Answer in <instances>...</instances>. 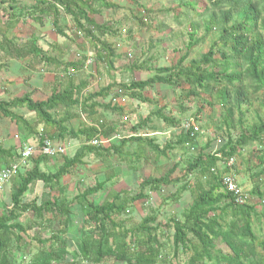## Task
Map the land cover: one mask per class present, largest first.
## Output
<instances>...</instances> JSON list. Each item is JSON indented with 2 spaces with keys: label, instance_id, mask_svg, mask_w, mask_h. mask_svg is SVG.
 <instances>
[{
  "label": "trees",
  "instance_id": "trees-1",
  "mask_svg": "<svg viewBox=\"0 0 264 264\" xmlns=\"http://www.w3.org/2000/svg\"><path fill=\"white\" fill-rule=\"evenodd\" d=\"M133 2L144 12L141 17L132 12L141 29L148 24L154 11L143 6L139 0ZM179 6V11L167 9L161 12L170 13L179 26L188 24L195 16L208 15V19L204 23L205 34L199 39L196 37L198 27L192 26L188 35L190 42L177 64L169 68H155L148 79L130 83L112 81L95 87V77L88 73V61L94 62L98 70L103 64L113 70L121 56L107 39L108 36L118 35V28L110 21L100 23L96 20V16L105 10L118 8L116 3L109 0H34L32 4L25 5L19 0H0V56L4 54L0 62L6 57L23 61L27 66L40 63L46 66L48 72L54 73L47 99L35 100L34 91H27L12 99H1L0 119L15 122L26 139L37 138L39 146L45 138L51 139L55 146H59L56 143L63 145L65 142L77 145L72 156L62 154L64 162L58 169L50 166L49 157L42 154L31 156L19 167L16 176L20 177L21 182L14 185L9 208L0 215V264H18L11 258L10 247L13 242L23 241L21 234H26L27 228L21 217L27 212L41 221H48L51 227V236L38 239L39 250L32 255L28 264H80L82 261L91 264H109V261L182 264L173 262L162 253L160 237L163 224L158 223L157 213H152L132 228H127L125 221L119 219L127 213L131 204L148 198L146 188L159 192L164 187L176 185L180 187L171 195L174 203H178L188 190L193 194V200L181 219L171 218L164 227L174 229L172 246L176 255L192 253L184 264H208L207 261L213 259L211 264H220L221 260L228 264H264V239L260 240L254 231L255 222L258 223L260 217L264 218V212H259L253 201L242 205L236 203L233 194L223 185L224 175L231 172L230 168L226 167L223 172L218 169L222 158L233 159L252 143H263V119L249 128L241 126L240 134L222 142L219 151H200L189 161L181 177L174 176L175 165L160 176L138 177L139 190L135 195L127 190H112L102 203H96L91 197L105 188L112 180L110 177L85 188L74 199L84 212V227L77 239V248L71 251L67 243L73 223V203L62 196L66 190L62 179L71 174L74 168L86 164V158L91 154L99 159L116 154L123 161L129 160L130 156L125 154L124 149L130 144L137 143L140 149L154 152L157 159H168L167 152L171 145L162 143L154 135L142 136L141 131L148 129L155 115L170 128L180 126L175 117L157 111L132 125L129 129L133 134L131 137L106 147L103 142L110 139L116 129L112 123L94 117L98 109L123 112V107L111 105L112 100L128 96L148 102L150 99L145 95V90L163 84L175 91L187 86L186 99L200 97L202 93L215 95L222 107L228 105L235 91V97L239 100L237 110L241 112L240 96L244 91L264 90V37L260 33H264V0H206L203 12L204 4L198 0H180ZM235 14L238 21L230 24ZM47 17L52 19L58 35L73 42L72 36L83 37L92 50H85L78 59L68 61L51 55L40 45L37 37L21 43L14 38L9 39L8 32L25 24L27 18L44 24ZM216 28L221 35L222 45L214 43L201 59H192L184 65L187 57L194 53V47ZM229 41L230 51L225 49ZM219 53L221 56L216 57ZM133 68L141 69L142 66ZM83 113L91 118L90 123L72 126L73 121L80 119ZM183 135L186 143L190 144L198 133L190 127ZM23 147V142L10 147L0 143V160L6 163V167L0 171L21 163ZM258 154L259 164L256 167L262 170L253 174L256 186L251 194L259 196L264 203V188L261 189L260 180L264 175V150H259ZM136 156L137 162L140 161L142 155L137 153ZM148 159L145 158L146 161ZM133 171L136 174L137 167ZM191 172L197 175L193 186L185 182ZM33 186L42 188L43 193L28 200L27 194H30ZM56 189L58 195H51ZM218 243L225 244L231 251L224 253L217 248ZM214 254L216 258H212Z\"/></svg>",
  "mask_w": 264,
  "mask_h": 264
},
{
  "label": "rangeland",
  "instance_id": "rangeland-1",
  "mask_svg": "<svg viewBox=\"0 0 264 264\" xmlns=\"http://www.w3.org/2000/svg\"><path fill=\"white\" fill-rule=\"evenodd\" d=\"M19 1L22 4L27 5L28 3L29 5L34 0ZM109 1L116 3L118 8L105 10L102 14L96 16V20L100 23L110 21L118 28L120 33L113 37L108 36L107 39L110 43L114 44L117 54L121 56L120 59L116 60L113 70L105 64L100 66L98 70L94 62L88 61V73L95 77V87L99 86V84L107 85L112 81L130 83L133 80L148 79L153 75L155 68H169L177 64L186 52L187 43L190 42L188 35L192 31L193 25L198 27L196 34L198 39L205 34L204 23L207 21L208 15L203 17L195 16L188 24L179 26L170 13H163L167 9L179 11L180 0H139L143 6L154 11L148 19V24L143 25L141 29L136 24L133 18L134 13L132 12H135L139 17L143 16L144 12L141 8L136 7L133 0ZM198 2L204 4L201 9V12H203L206 0H198ZM237 21L238 16L235 14L230 24ZM260 33L264 37V33ZM8 37L9 39L14 38L16 42L20 43L31 37H37L40 45L44 46L51 55L68 61L78 59L81 52L85 50L88 52L92 50L89 43L83 37L74 35L72 36L74 38L73 42L66 37L58 35L50 17L45 19L44 24H40L32 18H27L25 24H21L16 29L9 31ZM214 43L218 46L222 45L221 35L217 28L212 30L201 44L194 47V53H191L183 64H189L192 59H201ZM225 49L231 50L230 41ZM220 56L221 54L219 53L216 57ZM36 66L39 72L46 70L42 69L43 65L40 63H37ZM134 66H142V68H133ZM18 68L19 66L17 65L15 70ZM187 90V86L184 89L177 88L175 91L163 84H156L154 88L145 90V95L150 99L148 102H140L128 96H122L116 100H112L111 105L117 104L123 107V112H120L118 109L112 111L97 110L98 114L94 117H99L108 124L112 123L116 129L111 138L103 142V145L106 147L114 142L119 143L123 138L131 137L133 134L129 130L130 127L140 122L147 115L157 111L169 117H175L180 122V126L170 128L165 121L155 115L152 117V122L148 125V129L141 131L142 136L154 135L162 143L167 142L171 145L172 148L167 152L168 159H157L154 152L148 149H140L137 143L130 144L124 149L125 154L130 156L129 160L123 161L116 154L107 155L106 159H99L91 154L86 158V164L74 168L71 174L66 175L62 179V185L66 188L62 196L73 203V223L67 235V243L71 251L77 248V239L84 227V212L74 199L85 188L95 186L97 181L110 177L112 180L105 185V188L91 197L96 203H102L107 194L112 190H127L135 195L139 190L138 177L160 176L169 167L174 165L177 167L174 176L181 177L184 175L189 161L195 158L200 151L205 150L207 153L217 152L221 148L222 142L227 141L229 137H237L240 134L241 126L249 128L260 119L264 120V90L255 92L250 90L251 92L249 91V93L244 91L240 96V101L242 102L241 112L237 110V101L239 100L235 97V91L231 94L232 97L228 105L222 107L217 102L215 95L202 93L200 97L186 99L187 97L184 94ZM99 101L103 102L104 100L99 99ZM109 102L106 101V103ZM90 121L91 118L83 113L80 119L73 121L72 126L77 127L83 122L90 123ZM188 124H196L200 128L195 141L190 144L186 143L183 135L185 131L189 130ZM2 125L5 132L9 130V125L15 126L9 120H2ZM19 129L21 131V143L23 141L24 147L29 143L37 144V138L27 141L22 134L23 130L20 127ZM18 140L13 141V139L9 140L8 137H3L2 141H5L3 144L10 146V144L19 145L20 142ZM262 141V144L256 141L245 147L241 153L236 154L231 159L233 160L232 165H229L226 158H222L218 163V169L222 172L226 167H229L242 189L250 195H252L251 191L256 186L253 174L259 173L262 170L261 167L258 168L256 165L259 164L258 151L264 150V135ZM63 145L67 149V155L72 156L75 153L77 145L67 142ZM137 153L142 155V158L138 162L135 158L137 157ZM146 157L149 158L147 161L145 160ZM49 159L50 166L55 169H58L64 162L62 155L49 157ZM135 167H137L136 174L133 171ZM44 168L47 169L46 166ZM196 176V173L191 172L185 179V182H189L193 186L197 178ZM260 180H262L261 189H263V174ZM20 182V177L16 176L0 188V215L9 208L14 185ZM179 187L180 185L164 187L159 192L150 191L146 188L145 193L148 195V198L131 204L127 213L119 219L125 221L127 228H132L140 224L152 213H157L158 223L163 224L162 235L160 237V241L163 243L162 253L167 255L173 262L179 261L184 264L192 253L183 252L176 255L172 246L174 242V229H166L164 227L166 223L171 221V218L181 219L185 209L192 203L193 194L189 190L183 194L178 203L172 201L171 195ZM42 193V188L33 186L30 194H27V198L28 200L33 199ZM53 194L58 195V190H53L51 195ZM260 200L259 196L252 195V201L255 203L254 205H256L258 211L264 212V203ZM47 216L50 217V215ZM21 220L27 228V232L26 234H21L23 236L22 242L12 243L10 252L13 261L18 264H28L32 255L39 250L40 244L38 243V239L49 238L51 236V227L48 221L37 219L31 212L25 213L21 217ZM257 222L254 224V231L260 240H262L264 239V218L260 217ZM217 248L221 249L224 253L231 251L222 243H218ZM212 258H216V255ZM213 260H208V264L213 263ZM80 264L91 263L82 261ZM109 264L126 263L122 261H109ZM220 264L228 263L221 260Z\"/></svg>",
  "mask_w": 264,
  "mask_h": 264
},
{
  "label": "crops",
  "instance_id": "crops-1",
  "mask_svg": "<svg viewBox=\"0 0 264 264\" xmlns=\"http://www.w3.org/2000/svg\"><path fill=\"white\" fill-rule=\"evenodd\" d=\"M4 59L0 62V66L3 65L0 69V100L12 99L16 96L23 95L27 91H34L33 97L35 100H45L48 98L54 73L48 72L47 70L39 72L36 65L27 67V64L23 61L11 58L7 59L6 57ZM9 63L10 65H8ZM17 65L19 68L15 70ZM42 69H46V66L43 65ZM18 72L19 74H17ZM13 123L15 126L9 125V130L5 132L2 119H0V143H5V141H2L3 137H8L9 140L13 139V141L19 139L18 142L21 143V131L19 126L15 122ZM23 135L26 136L25 134ZM30 139L28 138L27 141H30ZM10 146L13 145L10 144ZM5 167L6 163L0 160V169Z\"/></svg>",
  "mask_w": 264,
  "mask_h": 264
},
{
  "label": "built area",
  "instance_id": "built-area-1",
  "mask_svg": "<svg viewBox=\"0 0 264 264\" xmlns=\"http://www.w3.org/2000/svg\"><path fill=\"white\" fill-rule=\"evenodd\" d=\"M190 127H193L194 131L197 133L200 131V128L196 126V124H188V129ZM66 150L67 149L64 145L55 146L53 141L49 138H45L43 144L40 146L38 144L29 143L23 149V160L21 161V163L16 164L11 168H6L0 171V188L17 175L19 167L22 166L25 161L31 156L42 154L48 157H56L65 154ZM227 160L229 162V165L233 164V160ZM223 185L230 193L233 194L235 202L239 205L252 201V196L242 189L239 182L237 181L236 176L232 172L224 175Z\"/></svg>",
  "mask_w": 264,
  "mask_h": 264
}]
</instances>
